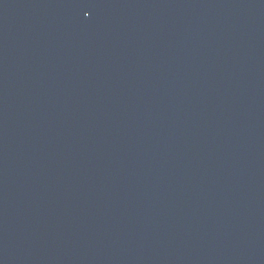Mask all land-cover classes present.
Returning a JSON list of instances; mask_svg holds the SVG:
<instances>
[{
  "label": "water",
  "instance_id": "obj_1",
  "mask_svg": "<svg viewBox=\"0 0 264 264\" xmlns=\"http://www.w3.org/2000/svg\"><path fill=\"white\" fill-rule=\"evenodd\" d=\"M0 264H264V0H0Z\"/></svg>",
  "mask_w": 264,
  "mask_h": 264
}]
</instances>
